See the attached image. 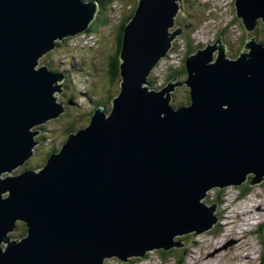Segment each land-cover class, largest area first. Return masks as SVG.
Segmentation results:
<instances>
[{
	"label": "water",
	"instance_id": "1",
	"mask_svg": "<svg viewBox=\"0 0 264 264\" xmlns=\"http://www.w3.org/2000/svg\"><path fill=\"white\" fill-rule=\"evenodd\" d=\"M86 1L0 0V264L127 263L181 248L176 236L217 222L208 191L264 181V45L250 36L264 25V0H234L246 32L236 59L219 37L160 91L147 79L182 35L183 0H137L110 110L96 108L42 168L12 175L38 129L68 109L58 102L64 75L41 65L56 41L87 32L98 4ZM180 86L190 102L174 108ZM19 223L25 236L11 240Z\"/></svg>",
	"mask_w": 264,
	"mask_h": 264
},
{
	"label": "rangeland",
	"instance_id": "2",
	"mask_svg": "<svg viewBox=\"0 0 264 264\" xmlns=\"http://www.w3.org/2000/svg\"><path fill=\"white\" fill-rule=\"evenodd\" d=\"M89 1L91 0L86 2ZM103 1L107 24H99L95 33L85 32L69 37L68 43L60 45L52 54L46 56L43 64L45 66L47 64L49 70L65 72L66 87L58 96V101L68 103V109L57 124L41 126V129H38L39 133L35 138L38 144L34 149L33 156L24 165L14 169L12 175H17L24 170L42 168L46 157L50 154V149H54L55 152L60 149L71 126L75 131L86 127L96 103L102 101L106 105L105 110L108 111L113 97L119 93L120 78L114 82L109 81L108 62L117 51L116 45L120 25L123 20L131 15L132 10L137 5V0ZM200 1H203V4ZM96 18L100 17L96 14ZM234 19H236L234 0H222L221 2L217 0H186L183 4L182 15L177 16L176 25L188 26L190 43L192 42L191 45L195 47L196 51L204 48L206 44L216 41L219 38L220 30L230 28L232 35L226 32L222 36V42L226 45L227 57L236 59L238 54L234 55V51L238 47L240 38L242 36L246 38V32L242 28L240 20L237 19L234 22ZM260 30L262 33L263 30ZM260 33L257 32V37L254 36L258 38ZM175 44L172 43L171 45L174 50L172 54L170 52L168 61L160 62L150 73L149 78L153 81L155 91H160L172 79H175L176 82H183L186 79V76L183 75L179 79L167 80L168 70L170 71L180 64L185 51L183 45L185 46L187 41L183 38L176 41ZM43 64L41 66H44ZM171 95L172 100L174 98L180 102H185L188 90L185 86L175 87ZM7 176H9L8 172L2 173L3 178ZM246 187H248L247 183L238 187L229 186L222 193L218 189L208 191L206 199L209 205L217 203L216 215L219 217V223L214 229L198 235H178L175 240L183 239V247L175 249L168 256H162V250L153 251L148 253L147 257L132 264H251V261L248 263L246 259L249 253L245 252L246 248H243L246 241L243 242L240 238L241 234H237L240 232L239 228L235 231V220H238L239 213L247 210L248 201L250 205L256 203L258 207H261L255 212V215L259 221V228L260 225H264V182L250 187L246 202L234 203L235 197L242 193ZM23 233V230L18 228L15 237L10 238L17 240L25 236ZM260 235H262V231L258 230L256 236L252 237L254 247L257 250L254 264H262L264 244ZM228 241L236 242L226 250L215 253V250L220 249ZM212 253L215 254L209 257ZM244 257L246 260H243ZM248 258L252 260L250 256ZM180 259L181 261H179ZM104 264L123 263L109 259L105 260ZM126 264L131 263L127 262Z\"/></svg>",
	"mask_w": 264,
	"mask_h": 264
},
{
	"label": "trees",
	"instance_id": "3",
	"mask_svg": "<svg viewBox=\"0 0 264 264\" xmlns=\"http://www.w3.org/2000/svg\"><path fill=\"white\" fill-rule=\"evenodd\" d=\"M91 1H95V2H97V4H98V7H99V9H98V13H97V15L100 17V18H95L91 23H90V26H89V28L87 29V32H89V33H91V32H93V33H95L96 32V30H97V28H98V25L99 24H107L108 23V21H107V19L105 18V11H104V6H105V4H104V1L103 0H91ZM184 2H186V0H183V4H184ZM134 10H135V8L132 10V12H131V15L129 16V17H127L125 20H123L122 21V23H121V25H120V30H119V35H118V39H117V45H116V47H117V51H116V53H115V55L113 56V57H111L110 58V60H109V62H108V76H109V81L110 82H114V81H116L118 78H119V59H118V54H119V50H120V48H121V40H122V34H123V30H124V27H125V25H126V23L130 20V18L132 17V15H133V13H134ZM235 18H236V16H235ZM239 20V19H238ZM176 21H177V18H176ZM237 21V18L236 19H234V22H236ZM177 26H180V25H177ZM187 27L188 26H181V28L183 29V32L186 30H188L187 29ZM260 29H262L263 30V32L262 33H260L261 32V30ZM190 32V31H189ZM257 32H259L260 33V35H259V37L257 38V41L258 42H260V43H262L263 45H264V26L261 24L259 27L257 26V28H256V30H255V36L257 37ZM225 33H226V30H221L220 32H219V34H218V36L220 37V36H224L225 35ZM183 38H185L186 39V41H187V44L184 46L183 45V48L185 47V54H184V56H183V58H182V60H181V62H180V64L178 65V67H175V68H172V69H170V71L168 70V74H167V80L169 81V80H171L172 78H176V79H179V77L180 76H183V75H185L186 77H187V75H186V70H185V60L191 55V54H193L194 53V51H195V47H193L191 44H192V42L190 43V41H191V38H190V33H188V31H187V35H181L179 38H177V40L176 41H178L179 39H183ZM70 40V38H67V39H64L63 41H61V42H57L56 41V47L53 49V51H55L56 50V48L57 47H59L60 45H62V44H66V43H68V41ZM176 43V42H175ZM244 43H245V37L244 36H242L241 38H240V41H239V44H238V47L235 49V51H234V55L235 54H240V52H241V50H242V48H243V45H244ZM183 44V43H182ZM53 51H51L50 53H48L47 55H45V56H49L50 54H52L53 53ZM230 53V52H229ZM44 56V57H45ZM230 56V55H229ZM231 57V56H230ZM43 58V57H42ZM166 59V58H165ZM40 61V60H39ZM164 61H168V60H164ZM44 66H45V64H43ZM46 66L48 67V65L46 64ZM157 66V65H156ZM155 66V67H156ZM184 81V80H183ZM146 85H147V87L149 88V90H155V86L153 85V81L150 79V78H148L147 79V83H146ZM64 86H66V84H64ZM188 90V89H187ZM114 98V97H113ZM178 99V98H177ZM189 102H190V98H189V95H187L186 97H185V102H180V100H175L174 98H173V100H172V102H171V104L173 105V107L174 108H178V107H181V106H184V105H186V104H189ZM111 103H112V101H111ZM105 104L102 102V101H98L97 103H96V107L95 108H98V107H103V108H105ZM111 108V107H110ZM94 112V110H92V113ZM75 132V130H74V128L71 126L70 127V129H69V131H68V134H70V133H74ZM68 134H67V136H68ZM67 138V137H66ZM66 140V139H65ZM64 143V142H63ZM55 151H54V149H50V154H52V153H54ZM50 154H48V156L46 157V160L48 159V157H49V155ZM46 162V161H45ZM250 179L252 178V177H249ZM250 188H248V187H246V189H244L243 190V192H242V194L241 195H245L246 193H247V191L249 190ZM19 224H21L20 225V228L23 230V232L25 233V226L22 224V223H19ZM262 230H263V228H262ZM23 233V234H24ZM260 236H262L263 237V235H260ZM181 239V238H180ZM180 241H183V239L182 240H180ZM175 251V249H171L170 251H168V252H162V256H168V255H170L171 254V252H174ZM148 254V253H147ZM147 254L144 256V257H147ZM139 259H130L128 262H130L131 264L132 263H135L136 261H138ZM115 261L116 262H118L116 259H115ZM121 263V262H120ZM123 264H126V263H123ZM262 264H264V253H263V255H262Z\"/></svg>",
	"mask_w": 264,
	"mask_h": 264
},
{
	"label": "flooded vegetation",
	"instance_id": "4",
	"mask_svg": "<svg viewBox=\"0 0 264 264\" xmlns=\"http://www.w3.org/2000/svg\"><path fill=\"white\" fill-rule=\"evenodd\" d=\"M181 27V26H180ZM182 35H187V31L185 30L184 32L182 31ZM66 84V83H65ZM66 86H64V88H65ZM64 105H65V110H66V108H67V104L66 103H64ZM63 115V114H62ZM223 190L224 189H220V192L222 193L223 192ZM244 202H246V199H242L241 201H240V204H242V203H244ZM247 205H248V208H252V205H250L249 204V202L247 201ZM245 207V206H244ZM258 210H260V208H258ZM250 213V211H244V212H241V213H239L238 214V217H239V219L237 220H235L236 221V229H235V231L236 230H238V228H239V224H240V227H242V228H247L248 226H249V218H250V216H252V215H250L249 213ZM253 217H256L255 219H257V216L255 215V216H253ZM226 220L228 219V218H225ZM217 223H216V225H218V223H219V217L217 216ZM258 220V219H257ZM231 221V220H230ZM216 225H215V227H216ZM237 225H238V227H237ZM263 226L264 225H260V228H259V221L257 222V225H256V229H255V231L254 232H252V233H246L245 235H243L242 236V240H246V239H249V238H252L253 236H256V234H257V231L259 230H261L262 231V228H263ZM214 227V228H215ZM236 233V232H235ZM262 235H263V233H262ZM182 242V241H181ZM183 243V242H182ZM234 242L233 241H228L226 244H224L220 249H217V250H215V253H217V252H219V251H222V250H226L228 247H231L232 246V244H233ZM183 245H184V243H183ZM215 253H212L209 257H211V256H213V254H215ZM179 261H181V259L179 260Z\"/></svg>",
	"mask_w": 264,
	"mask_h": 264
},
{
	"label": "bare ground",
	"instance_id": "5",
	"mask_svg": "<svg viewBox=\"0 0 264 264\" xmlns=\"http://www.w3.org/2000/svg\"><path fill=\"white\" fill-rule=\"evenodd\" d=\"M221 10V9H220ZM241 25H242V22L240 21ZM180 27V26H179ZM242 28H243V25H242ZM81 34V33H80ZM167 54H170V51L167 53ZM87 92V91H86ZM236 238V237H235Z\"/></svg>",
	"mask_w": 264,
	"mask_h": 264
},
{
	"label": "clouds",
	"instance_id": "6",
	"mask_svg": "<svg viewBox=\"0 0 264 264\" xmlns=\"http://www.w3.org/2000/svg\"><path fill=\"white\" fill-rule=\"evenodd\" d=\"M242 49H243V48H242ZM241 51H242V50H241ZM243 184H245V183H243ZM243 184H242V185H243ZM240 186H241V185H240ZM248 186H249V185H248ZM249 187H250V186H249Z\"/></svg>",
	"mask_w": 264,
	"mask_h": 264
},
{
	"label": "built area",
	"instance_id": "7",
	"mask_svg": "<svg viewBox=\"0 0 264 264\" xmlns=\"http://www.w3.org/2000/svg\"><path fill=\"white\" fill-rule=\"evenodd\" d=\"M90 43V42H89Z\"/></svg>",
	"mask_w": 264,
	"mask_h": 264
}]
</instances>
